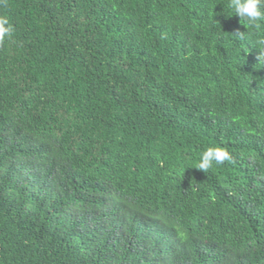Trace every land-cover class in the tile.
Listing matches in <instances>:
<instances>
[{"label": "trees", "instance_id": "trees-1", "mask_svg": "<svg viewBox=\"0 0 264 264\" xmlns=\"http://www.w3.org/2000/svg\"><path fill=\"white\" fill-rule=\"evenodd\" d=\"M228 3H0V264H264V24Z\"/></svg>", "mask_w": 264, "mask_h": 264}, {"label": "clouds", "instance_id": "clouds-1", "mask_svg": "<svg viewBox=\"0 0 264 264\" xmlns=\"http://www.w3.org/2000/svg\"><path fill=\"white\" fill-rule=\"evenodd\" d=\"M0 3H4V0H0ZM227 7L232 15L239 17V20H243L250 28H259L264 24V0H229ZM13 32L14 28L9 19L6 16H0V43L11 39ZM233 36L239 40L247 39L245 31L236 32ZM256 45L257 64L264 67V36L257 39ZM230 160L231 155L226 148L211 146L200 154L197 168L202 172H207L213 165H221Z\"/></svg>", "mask_w": 264, "mask_h": 264}]
</instances>
